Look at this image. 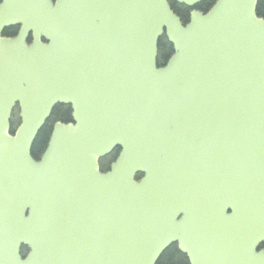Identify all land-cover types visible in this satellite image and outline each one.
Returning a JSON list of instances; mask_svg holds the SVG:
<instances>
[{
  "label": "water",
  "instance_id": "95a60500",
  "mask_svg": "<svg viewBox=\"0 0 264 264\" xmlns=\"http://www.w3.org/2000/svg\"><path fill=\"white\" fill-rule=\"evenodd\" d=\"M174 1L1 0L0 264H264L259 0Z\"/></svg>",
  "mask_w": 264,
  "mask_h": 264
},
{
  "label": "trees",
  "instance_id": "16d2710c",
  "mask_svg": "<svg viewBox=\"0 0 264 264\" xmlns=\"http://www.w3.org/2000/svg\"><path fill=\"white\" fill-rule=\"evenodd\" d=\"M216 1L217 0H203L198 6H196V9H199L206 13L210 10V8L215 4ZM170 3L172 5V8L175 10V12L181 16L184 24L188 23L190 20L191 9L185 5L178 4L174 0H170ZM258 14L259 16L264 17V0H259ZM159 45H160L159 62L161 64L163 63L165 64L168 61V59L172 56L173 48L172 45L167 41L166 37L161 38ZM18 124L19 123H16L15 127ZM52 129H53L52 122H49L40 131L33 147V155L36 159H38L47 148ZM157 264H188V259L179 250L177 245H173L164 252V254L161 256Z\"/></svg>",
  "mask_w": 264,
  "mask_h": 264
},
{
  "label": "flooded vegetation",
  "instance_id": "af4514ba",
  "mask_svg": "<svg viewBox=\"0 0 264 264\" xmlns=\"http://www.w3.org/2000/svg\"><path fill=\"white\" fill-rule=\"evenodd\" d=\"M0 3H1V0H0ZM19 30H20V26L19 25L8 27L7 29L4 30L3 35L6 36V37H14V36H17V34L19 33ZM32 41H33V35L30 34L27 42H28V44H31ZM43 41L46 42L45 39H43ZM18 110H19V106L17 105L15 107V109H14V119H17L18 122H19L20 121V118H18L19 113H18V115L15 114L16 111H18ZM52 121L54 123L56 121H63V122H66V123L74 122L72 106L71 105H66V104H61V103L57 104L54 107V109L52 111V115L50 117V122H52ZM120 152H121V148L120 147H116L111 154L100 158L99 163H100V169H101L102 172L105 173V172H108L111 169L112 164L116 161V159L118 158ZM141 177H142V174H139L138 177H137V180H140ZM263 248H264V244H261L259 249H263ZM184 255L186 256V254H184ZM186 258L188 259L187 256H186ZM188 264H190L189 260H188Z\"/></svg>",
  "mask_w": 264,
  "mask_h": 264
}]
</instances>
